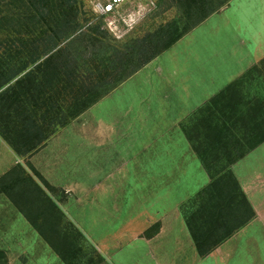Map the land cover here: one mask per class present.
<instances>
[{
    "label": "rangeland",
    "instance_id": "1",
    "mask_svg": "<svg viewBox=\"0 0 264 264\" xmlns=\"http://www.w3.org/2000/svg\"><path fill=\"white\" fill-rule=\"evenodd\" d=\"M28 2L15 0L0 9V136L20 154L12 151L16 163L0 176V264H153L152 256L140 258L138 251L137 259L125 258L137 244L124 241L158 233L164 217L153 219V209L165 213L173 206L169 189L154 196L153 180L137 178L144 166L131 148L120 147L125 140L134 143L131 134L140 122L136 95L120 86L177 34H184L180 49L197 37L226 36L225 30L227 43L253 42L264 52V0H128L108 17L93 13L87 0L70 8L61 0ZM210 10L215 11L187 29ZM263 58L179 123L208 182L175 207L188 235L186 217L202 236L214 225L220 193L241 192L253 213L248 222L256 239L255 264H264V141L253 146L264 134ZM124 104L128 115L122 117ZM109 124L118 130L106 131ZM58 132L77 146L55 148L64 170L57 179L44 155L33 162L31 157ZM121 153L127 154L122 161ZM228 162L232 177L223 170ZM207 187V209L197 207ZM240 204L232 198L216 220L233 226Z\"/></svg>",
    "mask_w": 264,
    "mask_h": 264
},
{
    "label": "crops",
    "instance_id": "2",
    "mask_svg": "<svg viewBox=\"0 0 264 264\" xmlns=\"http://www.w3.org/2000/svg\"><path fill=\"white\" fill-rule=\"evenodd\" d=\"M196 30L194 29L190 34ZM224 31L222 30L221 34L226 36L220 37L218 32L217 37H197L193 44L181 49L179 43L183 38L176 41L133 73L120 86L122 90L130 89L131 94L136 95L139 110L137 116L140 120L131 134L134 143L129 144L125 140L121 142L120 147L131 148L136 162L144 166V169L138 171L137 178L153 180L154 196L161 194L162 189H169L166 193L169 196L167 201L173 206V208L170 206L165 213L160 209H153L154 213L150 215L153 219L158 217L159 220L162 216L164 219L158 233L149 239L126 236L128 241L124 242L137 245L135 248H130L129 252H125V258L130 259L134 254L137 259L136 251H138L140 258L141 255L152 256L153 264H255V259L251 255L255 253L256 239L249 233L250 222L208 255L200 257L175 208L178 200L197 192L208 182L200 158L194 152L192 142L180 129L179 123L239 78L264 54L263 51L257 50V46L251 45L253 42L233 45L229 43L231 39L229 38L227 43L225 39L229 34ZM258 52L261 56H258ZM114 93L116 92L111 95ZM122 94L123 99L124 91ZM126 99L129 100V96ZM124 107L125 104L121 105L122 110ZM125 115H128L127 110L121 112L122 117ZM109 125L105 128L106 131L118 130L116 126ZM119 126L122 132L127 131L123 124ZM123 135L126 138V133ZM66 146L76 147L77 143L75 144L74 139L69 142L59 137L58 132L44 142L40 150L31 157L32 162L38 154L44 155L42 158L54 166V178L58 179L64 176V170L60 168L59 162L62 161L59 152L65 151L58 150L59 154H57L55 148ZM112 151L114 153L115 150ZM124 153L120 154L121 161L127 155ZM15 163L14 153L0 136V176ZM41 173L51 181L47 175ZM156 212L159 213L158 216L155 215ZM135 238L133 242L132 239ZM138 263L130 259L129 264Z\"/></svg>",
    "mask_w": 264,
    "mask_h": 264
},
{
    "label": "trees",
    "instance_id": "3",
    "mask_svg": "<svg viewBox=\"0 0 264 264\" xmlns=\"http://www.w3.org/2000/svg\"><path fill=\"white\" fill-rule=\"evenodd\" d=\"M15 0H0V9L1 8H7L9 6H11L12 2H14ZM20 3H29L28 0H18ZM38 1V5H41L43 0H37ZM62 1V5L61 6H66L67 8H70L72 7V5L76 2V0H61ZM198 3H201V2H198ZM197 3V4H198ZM42 8V7H40ZM215 10H210L209 12H205L203 13L201 16H199V18H195V20L188 26V30H191L193 29L196 25H198L199 23H201L203 20H205L210 14H212ZM36 13H38V15L40 17H42V12L40 9H36L35 10ZM3 19L0 18V22L2 21ZM3 22H5L6 24V21L4 20ZM182 35L184 34H177L172 40L171 42L165 44L163 46V48H161V50L159 51H154L152 52L149 56L145 57L143 62H141V64H139L132 73H135L137 70H139L142 66L146 65L148 62H150L151 60H153L154 58H156L159 54H161L163 51H165L166 49H168L172 44H174L176 41H178ZM143 44H144V41H142ZM264 59V58H263ZM262 59V60H263ZM261 60V61H262ZM131 75V74H130ZM235 82V81H234ZM232 82L230 83L229 85H227L222 91H220L218 94H220L221 92L223 93V91L229 87H233L235 85V83ZM261 124V123H260ZM258 127V126H257ZM2 136V135H1ZM6 142L7 140L5 139V137H2ZM264 141V134L263 136H259V139L255 142L254 145L260 143ZM9 147L11 148V150L16 154V155H20L19 154V151L17 150V148L7 142ZM43 142L41 143H38L34 146H32L30 149H28L26 151V155L33 152V151H36L42 144ZM250 149V148H249ZM243 153V152H241ZM242 156V154L238 155L237 158H240ZM232 162H228L226 164V166L223 168V170L229 175V177H232V174L228 168V165H230ZM207 169V167H206ZM207 192H209V187L205 188L201 193L198 194V196H200L201 198L198 200L199 203L197 204V207H199V205L201 204L200 207H203V204L205 206V209H207V202H206V198H205V194H207ZM222 198V202L220 204V206H218L217 208L219 209L218 211V214L214 217H212V220H213V226L209 227L207 229L206 232H204L202 234V236L200 235H197L195 233V231H193L192 227H191V224L189 223V219L186 217V226L188 228V231L190 233V236H191V239H192V243L194 245V248L197 252V254L200 256V257H203V256H206L208 255L210 252H212L219 244H221L223 241H225L226 239H228L235 231H237L238 229H240L241 227H243L250 219L251 217L253 216V213H252V210L248 204V202L245 200L244 198V195L240 192L239 194H236V192L232 191V192H224L220 195ZM232 198H240L241 199V202L243 203L240 204V206L235 210V212L238 214V216L236 217V220H235V223L234 225L228 227L226 226V224L223 222V221H220L218 222L216 219H220L221 220V215H220V210L225 207L226 205H230V201ZM245 206V207H244ZM247 208V211L249 212V215H246L245 213V209ZM185 219V218H184ZM223 229V233L220 234V230Z\"/></svg>",
    "mask_w": 264,
    "mask_h": 264
},
{
    "label": "built area",
    "instance_id": "4",
    "mask_svg": "<svg viewBox=\"0 0 264 264\" xmlns=\"http://www.w3.org/2000/svg\"><path fill=\"white\" fill-rule=\"evenodd\" d=\"M128 0H87L90 9L99 17L113 15Z\"/></svg>",
    "mask_w": 264,
    "mask_h": 264
}]
</instances>
